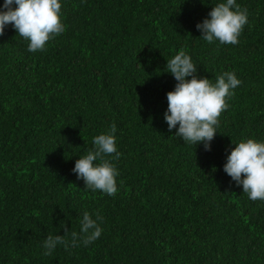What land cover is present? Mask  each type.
Listing matches in <instances>:
<instances>
[{
  "label": "trees",
  "instance_id": "obj_1",
  "mask_svg": "<svg viewBox=\"0 0 264 264\" xmlns=\"http://www.w3.org/2000/svg\"><path fill=\"white\" fill-rule=\"evenodd\" d=\"M216 2L62 0L65 31L35 53L6 26L0 264H264V201L223 170L232 141L264 140V0H237L248 22L236 45L209 44L195 27ZM181 47L199 77L242 81L210 150L183 143L163 118L176 83L166 60ZM113 123L119 190L108 196L71 169ZM84 211L102 216L101 236L42 255V239L78 231Z\"/></svg>",
  "mask_w": 264,
  "mask_h": 264
},
{
  "label": "clouds",
  "instance_id": "obj_2",
  "mask_svg": "<svg viewBox=\"0 0 264 264\" xmlns=\"http://www.w3.org/2000/svg\"><path fill=\"white\" fill-rule=\"evenodd\" d=\"M62 0H3L0 4V35L9 24L16 34L27 41L29 52L41 51L46 43L65 31L62 22ZM248 22V11L237 0H218L207 16L196 23L200 36L209 44L239 43L244 26ZM165 71L176 83L166 92L167 109L163 118L167 128H175L174 136L193 146L203 143L210 150L211 141L218 132L219 116L228 108L226 98L242 83L233 71H223L213 82L208 77H199L197 64L181 47L166 60ZM116 125L92 138L93 147L79 155L71 169L77 179L93 192L99 190L108 196L118 192L116 178L118 169L107 157L119 159L121 153L116 145ZM223 164L224 172L242 186L249 200L264 201V140L251 137L233 142ZM243 174V175H242ZM102 216L84 211L79 220V229L65 228L64 234H50L42 239V255L49 256L58 246L66 249L87 247L96 241L103 231ZM64 222L62 223L63 226ZM67 238H66V235Z\"/></svg>",
  "mask_w": 264,
  "mask_h": 264
}]
</instances>
